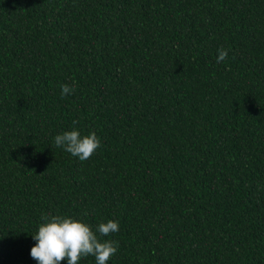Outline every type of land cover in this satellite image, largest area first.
<instances>
[{
    "label": "trees",
    "instance_id": "trees-1",
    "mask_svg": "<svg viewBox=\"0 0 264 264\" xmlns=\"http://www.w3.org/2000/svg\"><path fill=\"white\" fill-rule=\"evenodd\" d=\"M46 213L118 221L106 264H264V0H0V264Z\"/></svg>",
    "mask_w": 264,
    "mask_h": 264
},
{
    "label": "clouds",
    "instance_id": "clouds-1",
    "mask_svg": "<svg viewBox=\"0 0 264 264\" xmlns=\"http://www.w3.org/2000/svg\"><path fill=\"white\" fill-rule=\"evenodd\" d=\"M227 56L228 50L221 46L216 63H221ZM60 88L62 97L75 92L74 85L62 84ZM72 123L75 125L78 122ZM54 144L80 161H85L95 154L101 140L94 131L82 136L78 129L73 128L56 135ZM41 219L43 222L32 234L37 243L30 253L37 264H61L65 258L67 264H79L82 258L88 256L95 258V264H106L117 253L118 241L101 239L119 231V222L116 220L102 221L93 228L71 216L46 213Z\"/></svg>",
    "mask_w": 264,
    "mask_h": 264
}]
</instances>
